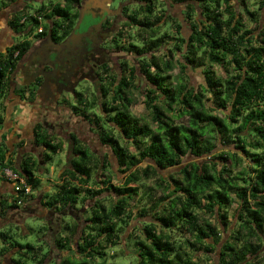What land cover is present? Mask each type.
<instances>
[{
	"label": "trees",
	"instance_id": "trees-1",
	"mask_svg": "<svg viewBox=\"0 0 264 264\" xmlns=\"http://www.w3.org/2000/svg\"><path fill=\"white\" fill-rule=\"evenodd\" d=\"M64 1V5L61 1L41 2L33 14L27 5L17 8L9 26L26 34L53 22L55 17H66L75 0ZM189 1L200 7V17L191 19L187 34L179 23L172 33L166 29L163 34L159 27L148 29L151 23H146L147 31L143 28L135 37L130 36L131 49L133 40L141 42L143 48L133 51L142 53L141 56L165 47L160 51L162 56L151 60L144 57L141 65V72L150 84L141 91L144 106L155 127L140 123L130 114L131 98L115 94L111 101L102 102L101 111L107 113L110 124L101 131V139L125 173L121 185L107 181L105 190L112 192L108 208L98 197L104 190L88 187V183L92 168L105 167L110 161L89 151L77 136H71L70 160L62 171L67 179L57 185L54 193L45 195L49 198L47 207L56 209L58 205V210L69 209L68 214L72 215V211L78 210V202L95 199L85 216L86 224L70 216L72 223L66 225L69 232L53 238L59 251L72 249L73 244L81 258L72 260L67 256L54 264H95L98 260L105 263L107 248L119 243L120 230L134 217L126 209L140 187L129 184L146 186L145 182L152 177H156L155 186H146L141 195L149 206H138L135 214L141 219L136 227L140 235L130 236L137 264H198L193 260L194 252L208 257L216 250L218 264H264V0H257L253 10L245 6V1L240 4L255 23L253 29L246 27L239 7L230 0ZM189 11L194 16L192 5ZM39 16L46 19L43 24L38 21ZM19 48V44L15 45L7 56L0 55V97L4 93L5 72L22 56L21 52L13 56ZM174 57L180 76L172 82L169 72ZM213 65L220 66L224 75H216ZM194 66L201 68L204 76L201 90L188 82L186 69ZM169 112L177 118L186 116V124L175 122ZM2 120L0 114V124ZM113 129L118 130L134 152L119 143ZM6 137L1 136L2 146L9 142ZM36 141L51 153L61 146L46 135H38ZM13 154L0 148V167L11 168L33 190L38 188L41 181L34 172L36 162L28 157L17 160ZM142 161L145 166L139 165ZM238 166L240 169L236 170ZM171 168L177 169L160 173ZM26 199V205H30L33 195ZM6 200L0 201L2 218L10 208L17 209L16 204L8 205ZM233 202L237 203L233 215L236 223L230 229L233 222L228 220V209ZM199 211L210 215L212 220L202 217ZM224 232L229 237L222 242ZM77 233L81 234L78 240ZM175 234L181 239H175ZM0 237L5 240L7 235ZM8 246L17 248L16 264H27L24 255L28 253L35 261L38 252L44 249L30 243L9 242ZM50 252V247L46 248L41 264Z\"/></svg>",
	"mask_w": 264,
	"mask_h": 264
},
{
	"label": "flooded vegetation",
	"instance_id": "flooded-vegetation-1",
	"mask_svg": "<svg viewBox=\"0 0 264 264\" xmlns=\"http://www.w3.org/2000/svg\"><path fill=\"white\" fill-rule=\"evenodd\" d=\"M12 2L13 5L6 4L0 11L3 20L0 55L7 56L11 47L19 44L13 56L19 52L22 56L5 72L4 93L0 97L3 118L0 148L14 152L17 160L31 158L38 170L49 159L48 150L36 141L38 135H46L54 144H60L57 152L64 143L71 152L72 135L98 156V147L109 148L98 132L110 124L107 113L101 111L102 102L111 101L115 94L130 98L132 89L145 91L150 84L141 72L142 59L162 56L165 49L145 52L142 56L131 51L128 43L132 27L134 35L143 28L147 31L146 23H151L148 29L166 25L171 31L179 23L182 30H188L191 19L198 17L200 11L189 0H161L160 4L158 0H75L68 16L55 17L46 26L40 25V31L36 28L25 34L10 28L9 23L17 8L25 7L30 1ZM131 4L142 5V9L130 10ZM191 5L194 16L189 11ZM37 19L40 24L46 21L40 16ZM151 67L155 72V67ZM18 107L25 111L17 114ZM86 108L89 110L83 113ZM95 111L101 119L98 120ZM83 133L95 141L86 140ZM2 135L9 141L5 147L1 145ZM67 158L65 162H69ZM25 209H21L22 213ZM11 218L12 214H8L4 222ZM45 219L47 225L52 223L47 215ZM2 251L0 264H16L11 248Z\"/></svg>",
	"mask_w": 264,
	"mask_h": 264
},
{
	"label": "rangeland",
	"instance_id": "rangeland-1",
	"mask_svg": "<svg viewBox=\"0 0 264 264\" xmlns=\"http://www.w3.org/2000/svg\"><path fill=\"white\" fill-rule=\"evenodd\" d=\"M3 1H4V5L6 4L13 5V2H12L13 0H0V5L2 6L0 8V11L2 8H4V5L1 4ZM18 1H20V3L22 4L26 2V0H18ZM29 1L30 3L26 2L24 5H27L29 8V12L33 14L34 10L40 5L41 2L44 1V3L47 4L48 1L50 0H36V2L35 1L31 2V0ZM53 1L54 2L61 1V3H64V0H53ZM158 1L160 4L161 0H158ZM230 1L233 3V5L237 7V9L239 7L241 14L245 18L246 27L253 29L255 26V23L251 21V18L249 17V15H247L242 10V7L240 6V4L242 3V1H245V6H247L248 9L253 10L256 7L255 3L257 2V0H230ZM140 8L142 9V5H137L136 7L135 4H131L130 6V10L136 9V12H140L138 11V9L140 10ZM262 12L264 16V10H262ZM1 21H3L2 16H0V27L3 26V24H1ZM41 24H43V22H41ZM173 27H175V25ZM167 28L168 27L165 25L159 28L158 31L160 30L159 32H161L162 30L164 31ZM188 30L185 29L184 33L187 34ZM134 31H135L134 27H132L130 36L135 37ZM172 32H173V29L171 30L170 33ZM128 48L131 49L129 43H128ZM137 48H143L141 45V42L139 40H136V41L133 40L131 51L137 50ZM174 61H175V57L172 59L173 68L169 72V74L172 76V80H171L172 82L173 80L176 81L175 78L177 76H180V69L178 65L174 63ZM212 69L215 71L216 75H220V76L224 75L223 69L220 66L213 65ZM186 70H187V76H189V81H188L189 84L193 86L194 88H196L197 90H201L200 86L204 81L203 80L204 76L201 73V68L194 66L193 69H189L187 67ZM184 79H185V76L182 78V81H184ZM129 96L132 101L131 105L129 106L130 114L134 116L135 118H137L140 123L148 124L151 127H155V125L150 122L148 111L145 109L144 95L140 93L137 89H132L131 92L129 93ZM71 105L72 104L69 103V106ZM22 111H25V110L18 107L15 112L17 114L18 113L20 114L22 113ZM27 111L28 110L26 108V112ZM96 114L100 115L99 112H96ZM174 114L175 113L173 112L168 113L169 116L173 117L175 122L177 123L181 122L183 124H186L187 122L186 116H181L177 118L174 116ZM217 114H220V113L217 112ZM98 132L101 133V131H98ZM112 134L119 141L121 145L128 146L129 151L134 152L133 147L128 145L127 142H125L120 137L119 133L113 131ZM82 137L90 142L95 141V138L94 139L91 138L92 137L91 135L88 136L84 134V136ZM213 141L215 142V139ZM100 148L101 147H98V149L96 150L99 154V157L101 159H104L105 161L109 160L111 164H108V165L105 164V167H101V165H98L97 168L93 167L92 172H91L92 174H91L90 182L88 183V187H91L94 189L102 188L104 190L98 197L101 199L102 204L106 208H108L111 204V201H109V195L112 192L109 190L108 191L105 190L108 184L107 181L109 180V183L121 185V182L124 180L125 173L121 172V168L117 164L110 149L104 148L103 150H100ZM48 153H49L48 161L44 162V164L39 168L40 170L37 169L36 171H34L35 175L40 178L41 182H40V186H38V188L33 190V194H32L33 201L31 202V204L26 206L27 208L25 209L23 213L21 209L25 207V205L27 204V199H24L22 205L17 206V209H19L17 212H13L14 210L10 208L8 210V213L9 215L12 214L13 218L9 219L6 222L2 221L3 224H0L1 226L0 235L2 237L3 235H7V237H5V240H3L0 237V261H1V254H2L1 249L2 250L8 249L9 242H17V243H22V244L30 243V244H33L34 246L41 245L44 248L43 252L41 253L38 252V254L36 255L37 259L35 261L34 259H32L31 254L28 253L24 255V260L26 261L27 264H41V261L43 258L42 256L45 254V250L48 247H50L51 252L49 256H47L44 259L43 264H53V262L58 263L60 259L67 257V256L71 257L72 260L81 258V256L75 252L73 248V244H71L72 249L62 250V251H59L56 247H54L53 238L55 236L56 238L60 236L64 237L69 232L66 228V225L67 224L70 225L72 223V218L70 217V214H68L69 209L68 210L67 209L58 210L59 208L58 205L55 206L56 209L52 207L48 208L47 203H48L49 198H47L45 195H51L52 193H54L58 187L57 185L61 184L67 179V177L62 173V171L67 166L68 162H65V161L67 157H68L67 160L68 161L70 160L71 153L67 151V145L65 143L63 144L62 149L59 150L56 154L51 153L50 151H48ZM183 161L186 162L187 158H184ZM139 165L145 166V162L142 161ZM175 169L177 168H171L166 171L162 170L160 171V173L164 175L166 174V172L171 173ZM239 169H240V166L236 168V170H239ZM0 180H4V178H0ZM155 181H156V177H152L145 182V185L147 187L155 186ZM129 185L131 186L138 185L140 187L138 195L134 196L129 201L130 204L126 209L127 212L132 213L134 217L129 218V221L127 222V226L123 227V229L120 230L121 233L119 234L120 235L119 243L115 245L114 247L107 248L105 263H101L100 260H98L95 262V264H137V256L135 253L134 240L131 238L132 237L136 238L137 236L140 235L139 229L136 230L137 229L136 227L138 225L137 222H140L141 219L136 217L135 214H136V211L138 210V206L140 207L145 204L149 206V201L146 200L144 197H141L142 193L146 189V186L142 184H134V183H130ZM159 193L160 191L159 189H157L155 194L158 195ZM94 199L95 198H86L85 201L78 202V204L76 205L78 210L72 211L75 217L78 218L77 220L80 221V223L83 225L86 224L85 216H88V208L90 205L94 203ZM37 206L39 207V209H37ZM236 206H237V203L233 202L228 209V220L233 222L232 225H230V229L234 228L235 223H236V220L233 218ZM51 209H53L55 212H52ZM198 213L202 217L209 218V220H212V217L208 215L207 213H204L202 211H199ZM46 215L49 218H52L51 219L52 223L48 224L49 226L47 225V222L45 219ZM55 218L58 220H56ZM220 227L224 229L223 226H220ZM80 235L81 234L77 233L76 240L80 238ZM173 236L175 237V239H181V237H179L178 234H175ZM185 237L192 239L188 234H186ZM221 237H222V242H224L228 239L229 233L224 232L221 234ZM16 251H17V248L12 249L11 251V253H13L14 258L18 257L16 254ZM188 252L192 253L191 250H189ZM194 253H195V257H193V260H196L198 264H218L219 255H218L217 250L211 252L210 256L208 257L203 255L202 252H194Z\"/></svg>",
	"mask_w": 264,
	"mask_h": 264
},
{
	"label": "built area",
	"instance_id": "built-area-1",
	"mask_svg": "<svg viewBox=\"0 0 264 264\" xmlns=\"http://www.w3.org/2000/svg\"><path fill=\"white\" fill-rule=\"evenodd\" d=\"M41 27L38 28V31ZM0 178L13 182V194L7 198V204H16L17 206L22 205L24 199L33 194V189L26 180L18 173L14 172L11 168H0ZM22 192V194H19Z\"/></svg>",
	"mask_w": 264,
	"mask_h": 264
},
{
	"label": "crops",
	"instance_id": "crops-1",
	"mask_svg": "<svg viewBox=\"0 0 264 264\" xmlns=\"http://www.w3.org/2000/svg\"><path fill=\"white\" fill-rule=\"evenodd\" d=\"M12 188H13V182L7 181V180H0V201H5V199H7L8 196H11L13 194ZM26 206H28V205H25V207ZM25 207H23V208H25ZM18 210L19 209H15L13 212H17ZM0 213H2L1 203H0ZM8 214L6 213V216H4L3 218H2V216H0V221H3V219L6 218Z\"/></svg>",
	"mask_w": 264,
	"mask_h": 264
}]
</instances>
